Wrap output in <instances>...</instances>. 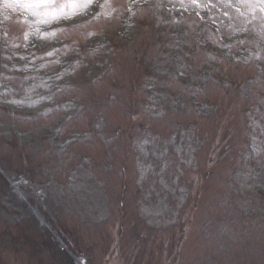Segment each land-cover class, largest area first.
Listing matches in <instances>:
<instances>
[{
  "label": "rangeland",
  "instance_id": "374dc122",
  "mask_svg": "<svg viewBox=\"0 0 264 264\" xmlns=\"http://www.w3.org/2000/svg\"><path fill=\"white\" fill-rule=\"evenodd\" d=\"M205 5L0 16V264H264V13Z\"/></svg>",
  "mask_w": 264,
  "mask_h": 264
},
{
  "label": "snow or ice",
  "instance_id": "6c2138e0",
  "mask_svg": "<svg viewBox=\"0 0 264 264\" xmlns=\"http://www.w3.org/2000/svg\"><path fill=\"white\" fill-rule=\"evenodd\" d=\"M15 3L19 4L27 13H30L31 17H39L38 20L33 21L36 24H44V25H51L52 21H56L61 17L68 18L69 16H74L75 19L71 20V23L76 25L80 21L84 20L85 15L87 16H94L96 15L97 9H105L109 4V0H103V3H99L98 0H63V3L58 4L57 0H14ZM131 3L134 4V0H130ZM208 3H211V0H207ZM185 3H190L194 6H206L205 0H176V4L183 6ZM245 6L249 7L252 12H259L264 13V0H244ZM175 7V5H173ZM226 16L228 15L227 12L224 13ZM25 23L29 22V18L25 17ZM40 30L37 28L34 30V33H39ZM55 32H52L51 35H55ZM5 36L7 33L4 34ZM41 35L45 38L49 36L48 32H43ZM90 35H95V33H90ZM24 41L28 42L24 45L27 48L30 45L35 44V40H30L29 34L25 33L23 36ZM215 42V41H214ZM47 47H51V45H47ZM221 47L228 49V44H222ZM16 49L15 52L4 54L3 51H0V57L3 60L11 62L13 59L17 57L21 60H26V57L19 56V50L21 49V45L17 44L14 45ZM58 49L53 48V51H46V56H53ZM264 60V56L261 57ZM27 66V63L25 64ZM4 69L8 68V64L4 63L0 65ZM8 77H5L7 79ZM60 77L57 76V79ZM51 99L48 96H41L39 100H31V104H37L40 100ZM13 104H23L25 103L24 100H12L6 101Z\"/></svg>",
  "mask_w": 264,
  "mask_h": 264
},
{
  "label": "clouds",
  "instance_id": "9594fccd",
  "mask_svg": "<svg viewBox=\"0 0 264 264\" xmlns=\"http://www.w3.org/2000/svg\"><path fill=\"white\" fill-rule=\"evenodd\" d=\"M22 9L14 0H0V16L6 19L15 20L19 15H23Z\"/></svg>",
  "mask_w": 264,
  "mask_h": 264
},
{
  "label": "trees",
  "instance_id": "16d2710c",
  "mask_svg": "<svg viewBox=\"0 0 264 264\" xmlns=\"http://www.w3.org/2000/svg\"><path fill=\"white\" fill-rule=\"evenodd\" d=\"M148 44V46H150V44L149 43H147ZM188 49H189V46H185V48H183L182 50L184 51V52H186L188 55H190V53H188L187 51H188ZM191 52V51H190ZM142 57V56H141ZM142 58H144L145 59V57H142ZM141 68H142V66H141ZM140 67H139V65H138V70L136 71V73L137 74H139V73H143L145 76H149V78L150 77H152L153 76V74L151 73L152 72V70L150 71V70H143L142 71V69H141ZM141 70V71H140ZM215 79H218L217 77H215ZM135 80V79H134ZM132 82V81H131ZM115 86V85H114ZM137 91V90H136ZM136 91L134 90H130V92H129V97H130V99L131 100H135V95H136ZM4 109H7V108H4V107H0V110L1 111H3ZM5 111V110H4ZM133 115V114H132ZM130 137H131V135H130Z\"/></svg>",
  "mask_w": 264,
  "mask_h": 264
},
{
  "label": "water",
  "instance_id": "95a60500",
  "mask_svg": "<svg viewBox=\"0 0 264 264\" xmlns=\"http://www.w3.org/2000/svg\"><path fill=\"white\" fill-rule=\"evenodd\" d=\"M39 218L42 220V217L39 216Z\"/></svg>",
  "mask_w": 264,
  "mask_h": 264
}]
</instances>
